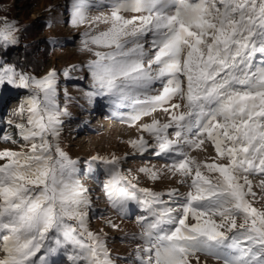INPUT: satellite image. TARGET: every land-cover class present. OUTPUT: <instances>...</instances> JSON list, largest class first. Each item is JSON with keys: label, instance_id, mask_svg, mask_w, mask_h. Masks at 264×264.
I'll use <instances>...</instances> for the list:
<instances>
[{"label": "snow or ice", "instance_id": "snow-or-ice-1", "mask_svg": "<svg viewBox=\"0 0 264 264\" xmlns=\"http://www.w3.org/2000/svg\"><path fill=\"white\" fill-rule=\"evenodd\" d=\"M104 7L110 15L89 19ZM71 23L87 24L89 102L107 98L129 126L162 113L163 121L140 125L150 139L130 147L170 160L163 171L188 188L155 192L130 179L119 157L91 158L90 170L93 162L107 166L103 191L117 213L132 201L147 212L137 218L142 244L133 264H191L198 253L222 264H264V208L253 206L248 179L264 176V0H72ZM19 31L15 21H0V49L17 45ZM5 84L28 95L16 113L20 139L2 137L23 143L0 150V264H50L61 250L70 264H115L106 236L89 228L95 213L79 162L60 147L69 113L57 100L56 71L36 78L0 61ZM206 145L214 157L192 155Z\"/></svg>", "mask_w": 264, "mask_h": 264}, {"label": "rangeland", "instance_id": "rangeland-1", "mask_svg": "<svg viewBox=\"0 0 264 264\" xmlns=\"http://www.w3.org/2000/svg\"><path fill=\"white\" fill-rule=\"evenodd\" d=\"M8 2L14 16L13 21L17 23L18 28L28 23L41 24L44 20L48 24L46 31L38 33L37 39L49 37L55 48L45 71L36 78H42L52 70L57 73V100L61 108L67 106L69 113L62 117L60 147L71 159L79 162V179L89 190V197L95 213L94 215L90 213V230L106 236L109 252L115 264H133L136 249L142 244L139 239L142 226L138 223L137 218L147 216V212L132 201L129 202L124 214L117 213L109 204L103 191V184L109 178L107 166L93 162L90 170L89 162L93 156L111 157L115 155L121 159V170L139 187L155 192H166L172 188H176L182 193L186 192L188 188L186 185L178 183L179 177H173L163 171L165 166L171 163L170 160L156 157L148 152L143 155L135 153L129 144V141L141 136L150 139L147 133L139 130L141 124L150 123L153 116L162 121L165 117L162 113L157 112L153 113V116L144 117L135 126H129L122 122L119 115V112L125 110L115 109L107 98L96 97L91 103L89 102L86 94L91 91V77L86 64L89 59H94V57L81 50V34L85 31L87 24L78 27L72 25V0H30L28 3L26 0H8ZM101 14L110 15L109 9L107 7L93 8L89 11V19ZM106 27L107 25L103 23L96 26L98 31H102ZM145 48L150 50L147 44ZM66 70L68 71L67 77L64 75ZM2 86L4 85H0V87ZM5 86L9 87L7 84ZM8 89L9 101L5 109V121H12V126L7 123L5 132L0 136V150L20 151L23 141L13 144L10 141H5L2 137L11 135L13 139H20L15 124L23 121L16 113L27 97L28 90L13 86ZM2 92L3 90H0V95ZM112 110H115V115H110ZM106 115H110V118H104ZM106 119H108L109 125L103 126L102 123ZM192 155L201 159L211 158L215 156V150L212 146L206 145L204 152L194 151ZM145 167L160 171V178L149 179L145 173L139 171ZM248 179L252 183V191L256 194L253 206L264 208V188L260 185L264 176L252 175ZM249 199L252 198L249 197ZM109 222L117 227H112ZM190 261L191 264H222V261L213 256L202 253L190 257Z\"/></svg>", "mask_w": 264, "mask_h": 264}, {"label": "trees", "instance_id": "trees-1", "mask_svg": "<svg viewBox=\"0 0 264 264\" xmlns=\"http://www.w3.org/2000/svg\"><path fill=\"white\" fill-rule=\"evenodd\" d=\"M30 0H26L28 3ZM30 5V4H29ZM6 19L11 22L14 20L12 10L8 0H0V21ZM48 24L44 20L41 24L28 23L21 26L17 33L19 43L14 46H9L6 49H0V61L6 64L15 65L18 70H22L27 74L35 77L41 76L45 71L46 66L53 55L54 43L49 37L37 39L38 33L47 30ZM11 85L2 86L0 90V136L5 132L8 121H5L6 107L9 101L8 91ZM24 93V92H22ZM15 95V94H14ZM16 97V95L14 96ZM17 99V98H16ZM115 115V110H112L110 115ZM110 115L109 116L110 118ZM67 253L63 250L58 251L48 257L50 264H68Z\"/></svg>", "mask_w": 264, "mask_h": 264}, {"label": "bare ground", "instance_id": "bare-ground-1", "mask_svg": "<svg viewBox=\"0 0 264 264\" xmlns=\"http://www.w3.org/2000/svg\"><path fill=\"white\" fill-rule=\"evenodd\" d=\"M106 124H109L108 119L105 121Z\"/></svg>", "mask_w": 264, "mask_h": 264}]
</instances>
